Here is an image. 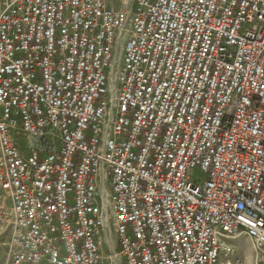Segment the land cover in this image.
Listing matches in <instances>:
<instances>
[{
  "label": "built area",
  "instance_id": "1",
  "mask_svg": "<svg viewBox=\"0 0 264 264\" xmlns=\"http://www.w3.org/2000/svg\"><path fill=\"white\" fill-rule=\"evenodd\" d=\"M122 1L0 0L3 264H264V0Z\"/></svg>",
  "mask_w": 264,
  "mask_h": 264
},
{
  "label": "rangeland",
  "instance_id": "2",
  "mask_svg": "<svg viewBox=\"0 0 264 264\" xmlns=\"http://www.w3.org/2000/svg\"><path fill=\"white\" fill-rule=\"evenodd\" d=\"M127 1V0H126ZM129 5L132 3V0H128ZM122 4V0H117V5ZM20 141H22V138H20ZM194 173L200 174L201 176L203 173L199 169H195ZM109 235V233H108ZM108 241L109 243H112L113 241V236L112 234L108 236ZM233 244H235V250L234 255L239 258L241 264H262L257 259L256 253L252 247L251 242L248 239L245 238H240V239H235L232 241ZM3 247L0 246V264L4 263L5 257H4V251Z\"/></svg>",
  "mask_w": 264,
  "mask_h": 264
},
{
  "label": "crops",
  "instance_id": "3",
  "mask_svg": "<svg viewBox=\"0 0 264 264\" xmlns=\"http://www.w3.org/2000/svg\"><path fill=\"white\" fill-rule=\"evenodd\" d=\"M123 1H122V4H120V5H117V0H109V5L111 6V7H114V8H116V7H118V6H122L123 5ZM127 3H128V0H127ZM129 4V3H128ZM132 4V3H131ZM130 4V5H131Z\"/></svg>",
  "mask_w": 264,
  "mask_h": 264
}]
</instances>
